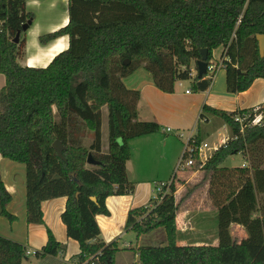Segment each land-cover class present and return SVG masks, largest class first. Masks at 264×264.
Segmentation results:
<instances>
[{"label": "trees", "instance_id": "trees-1", "mask_svg": "<svg viewBox=\"0 0 264 264\" xmlns=\"http://www.w3.org/2000/svg\"><path fill=\"white\" fill-rule=\"evenodd\" d=\"M28 1L43 0H0V75L5 79L0 89V156L25 166L28 224L43 223L42 202L64 197L61 221L79 249L71 260L115 264L120 250L116 242L99 239L95 217L108 215V197L134 190L125 172L129 141L160 130L157 123L138 119L139 92L127 89L123 79L142 68L164 94H172L183 81H192L194 92H204L213 76L198 80L191 65L201 59V50H207L210 62L213 51L221 48L227 93L247 91L255 80H264V56L256 39L264 36V0H67V25L40 36L39 43L67 37L68 47L45 68L22 67L25 40L13 43L22 26L32 24L34 17L25 9ZM257 114L264 118V104L234 112L205 105L191 137L199 145L202 124L213 119L230 134L201 167L197 164L216 210L218 244H176L177 211L202 182L176 203L173 180L160 203L151 201L127 214L125 229L137 238L163 229L167 239L163 247L136 249L137 264H264V121L251 126ZM56 141L64 147L65 161L53 149ZM89 155L95 165L87 164ZM234 155L242 156L245 167L224 166ZM10 202L0 176V217L12 223L16 218L7 211ZM232 224L243 228L245 239H232ZM65 249L47 231L46 244L35 257L39 264H63ZM25 253L21 244L0 236V264H22Z\"/></svg>", "mask_w": 264, "mask_h": 264}, {"label": "crops", "instance_id": "crops-1", "mask_svg": "<svg viewBox=\"0 0 264 264\" xmlns=\"http://www.w3.org/2000/svg\"><path fill=\"white\" fill-rule=\"evenodd\" d=\"M59 6L62 7L61 12H57V8ZM67 8V0L26 2V12L31 13L34 18L31 26L25 32V38H23L25 40L24 57L19 62L22 67L45 68L56 55L67 49V37L57 39L47 45H41L39 43L40 36L56 32L60 28L67 25ZM58 44H62L63 49L56 52L48 59V56ZM191 71L192 76L195 77L196 67H191ZM0 82L1 89L4 86L5 79L3 81V79L0 78ZM123 84L127 89L139 92L140 98L137 104L138 119L140 121H152L157 124L159 123L160 125H158L160 126V129H162V132H164V130L161 125H172L175 126L176 129H184L186 125V116L191 112L196 113L195 116H198L195 123L196 126L201 110L205 105L224 112H234L238 110L255 109L264 104L263 79L255 80L250 88L243 93L229 94L226 91V74L223 69H220L215 73L210 87L204 92L190 91L187 94L186 91L189 90H184L185 82L183 81L175 84L172 94H164L155 88L151 75L142 68L137 69L131 75L124 78ZM195 116L193 115V119ZM211 122L215 123L214 119L211 120ZM167 129L169 128H166V130ZM166 130L164 134L166 133ZM151 136L152 135L132 140H141L138 145V159H136V162H139L141 165L146 161L148 162V159L152 161L154 152L156 151L154 145L151 144L153 141L151 142L150 139H148ZM134 157L135 155L133 149L131 148V158L125 164L126 176L130 183H132L131 177L136 176L133 171L132 163V159ZM128 167L130 168L129 170H131V173H128ZM0 176L6 191L11 196V202L7 206V211L16 218L14 222L10 223L7 218L0 217V236L11 241H16V243L23 245L25 250L28 251V249H30L32 252L36 253L46 244L47 231H50L55 240L63 244L66 248L64 256L60 261L63 264H75L71 258L78 254V244L74 240L67 238L65 226L61 221V214L65 210L66 198L60 197L42 202L40 208L43 223L40 225L28 224L26 222L25 166L6 160L0 156ZM200 176V171L189 170L183 171L179 175H173L172 179L174 180V186H177L178 183L176 181L178 180L185 181L186 184H195L200 180ZM157 183L158 182L154 185ZM203 188L208 192L207 183L203 186ZM132 194L133 192L125 196L108 197L105 200V207L108 211L107 218L110 222V227L115 228L116 223H118L115 219L116 217H119L118 221L125 223L127 214L131 209L143 207L145 205L142 204L143 206H138V204L133 200ZM195 196L196 193L192 195L190 199L192 200ZM209 212L212 217L216 210L210 209ZM99 216L100 215L96 216L95 220L98 227L100 226L101 229V219L100 221L98 220ZM191 217L192 213L188 211L186 204L183 206L181 205L177 211L175 219L177 238L178 236H181L182 239L189 241L190 238L187 236L194 235L198 238L207 234L205 230L206 228L203 226L205 225L204 221L202 219L200 221H197V219L192 220ZM211 224L214 228V224ZM232 229L240 230L241 235L238 241L246 238V233L243 228L232 224L229 228L232 239H234L232 236ZM99 239H101L100 236ZM102 241L109 244L104 239ZM115 242L117 243V241ZM24 244L26 246H24ZM128 247L132 248L131 246ZM128 247H125L124 249H127ZM36 260L37 264H39V260L37 258Z\"/></svg>", "mask_w": 264, "mask_h": 264}, {"label": "rangeland", "instance_id": "rangeland-1", "mask_svg": "<svg viewBox=\"0 0 264 264\" xmlns=\"http://www.w3.org/2000/svg\"><path fill=\"white\" fill-rule=\"evenodd\" d=\"M62 7L59 6L57 8V12H61ZM66 26V25H65ZM20 38H25V32H23L20 35ZM19 38V40H20ZM222 53V49L219 48L212 53V62H218L220 60ZM24 57V48L22 50V56L19 59V62ZM191 67H195L194 63ZM0 78L3 79L4 77L0 76ZM184 90L187 89L189 91H192V81H184ZM4 83V82H3ZM1 84V82H0ZM1 86V85H0ZM193 115L195 116L196 113L191 112L188 113L186 116V125L184 129H176L175 126L172 125H161L164 132L166 128L170 129V133L162 132V129L156 134H152V136L148 139L153 143L156 153L154 152V156L152 161L148 159V162L146 161L144 164H140L139 162H136V159H138V145L139 141H129L128 145L130 149H133L135 157L132 159L133 163V171L135 173V177H131V182L134 183V191L132 194L133 200L139 205L145 204L144 206H148L151 201L155 198V192H154V184L156 182H169L173 175H179L183 171L177 170V166L181 160V157L183 155L186 141L187 139L192 136L195 133V123L198 116H195L193 119ZM150 122V121H147ZM152 122V121H151ZM159 124V123H158ZM160 125V124H159ZM195 126V127H194ZM102 152L107 151V142H108V132H107V113L106 110H102ZM181 134L182 138H180L178 135ZM200 135H201V143L207 145L206 149H202L199 157L194 158L195 163L194 166L185 170V171H200L197 169L196 162L204 161L208 157L211 156V154L220 147L230 136L228 129L225 126H220V123L216 121L215 123L210 122L209 124H202L200 129ZM187 159H190L188 156L184 159L186 161ZM193 159V160H194ZM244 159L241 155H234L232 157H229L225 163V167H240L242 164H244ZM128 173H131L130 168L128 167ZM201 172V171H200ZM200 180L195 184H186L185 181H176L178 184L175 186V193L174 198L175 202H180L181 199L187 195L189 191L193 189L194 186L198 185L203 180V174L201 172ZM207 183V182H206ZM205 182H202V185L195 191H191V195L184 199L180 206L186 204L188 211L192 213V220L200 221L201 219L204 221L203 225L206 229L207 234L203 237L196 238L194 235L187 236L190 238L189 241H186L182 239L181 236H178L176 239V244L179 246H187V245H208V246H216L218 244L217 240V226H216V212H214V215L212 217L210 216V209H214V207L211 204L208 196V192L203 188L204 185H206ZM202 190V191H201ZM206 191V193H205ZM196 193L195 198L190 199L192 195ZM190 199V200H189ZM189 200V201H188ZM187 201V202H186ZM154 202V201H153ZM210 205V206H209ZM143 206V205H142ZM143 206V207H144ZM194 212V213H193ZM198 216V217H197ZM116 217V216H115ZM197 217V218H196ZM114 218V216H113ZM101 219V229L100 230V238L105 240L108 243H112L117 241V247L120 250L119 253H117L115 257V264H137L138 258L136 255H134L137 248L141 247H158V246H166L167 245V239L166 235L163 229H157L147 235L140 236L137 238L136 234L129 229H125V223L122 221H118L119 217H116V223L115 228L110 227V222L107 218V216H99L98 220ZM180 222V221H179ZM214 224V228L212 227V224ZM181 224V222H180ZM118 225V226H117ZM110 227V228H109ZM204 229V228H203ZM241 235L240 230L232 229V236L234 239L238 240ZM106 238V239H105ZM16 242V241H14ZM75 245H77L75 242H73ZM23 246V245H22ZM24 246H26L24 244ZM131 246L132 251H126L124 250L125 247ZM25 248V247H24ZM27 248V247H26ZM26 252H29L30 256H27L25 253V256L23 258V264H37V260L35 258L34 252H32L30 249Z\"/></svg>", "mask_w": 264, "mask_h": 264}, {"label": "built area", "instance_id": "built-area-1", "mask_svg": "<svg viewBox=\"0 0 264 264\" xmlns=\"http://www.w3.org/2000/svg\"><path fill=\"white\" fill-rule=\"evenodd\" d=\"M220 69H222V59H220L218 62H208V66H207V78L208 77H211L215 75V73L217 71H219ZM213 79V78H212ZM190 91H186V93L188 94ZM236 121L239 122V124H241L243 122V120L241 119H236ZM264 121V118H263V115L262 114H257L255 115V117L253 118V120L251 121V126H259L263 123ZM166 132H170L169 129L166 130ZM180 138H182V135L179 134L178 135ZM191 137L190 136L187 141H186V145H185V149H184V152H183V155L185 154V157L182 159L181 157V160L177 166V170H182V171H185L186 169H189L191 167L194 166V163H195V157L198 158L199 157V154L201 152L202 149H206L207 148V145L206 144H203L202 146L199 144V145H195L194 144V141L191 140ZM186 156H188L190 159H187L186 161H184V159L186 158ZM209 158V157H208ZM207 158V159H208ZM194 159V160H193ZM205 159L204 161H197L196 164H200V167L204 164V162L207 160ZM242 167H245V165H242ZM173 179H171L169 182L167 183H164V182H160V183H157L156 185H154V192H155V198L153 199V201H155L156 203H160L161 202V199L162 197L168 193L169 191V187L172 183ZM29 252H26V255L29 256ZM35 254V253H34Z\"/></svg>", "mask_w": 264, "mask_h": 264}, {"label": "water", "instance_id": "water-1", "mask_svg": "<svg viewBox=\"0 0 264 264\" xmlns=\"http://www.w3.org/2000/svg\"><path fill=\"white\" fill-rule=\"evenodd\" d=\"M31 26V21L28 23L24 24L21 28V31H18L13 43L17 44L21 35V32H26L28 28ZM257 42H258V51L260 54V57L264 56V36H257L256 37ZM201 54V59L195 62V67H196V74H197V79L200 80L204 75L207 73V66H208V61H207V50L203 49L200 52ZM127 62V61H126ZM53 149L55 150L57 156L65 161V159L62 156V152L64 150V147L61 145L59 142H54L53 143ZM87 164L89 165H95V162L92 161L91 156L89 155L87 158ZM92 201H95L94 198H91Z\"/></svg>", "mask_w": 264, "mask_h": 264}, {"label": "bare ground", "instance_id": "bare-ground-1", "mask_svg": "<svg viewBox=\"0 0 264 264\" xmlns=\"http://www.w3.org/2000/svg\"><path fill=\"white\" fill-rule=\"evenodd\" d=\"M61 49H63V45H62V44H58L57 47H56L54 50H52V52H51L50 55L48 56V59H49L52 55H54L56 52L60 51Z\"/></svg>", "mask_w": 264, "mask_h": 264}]
</instances>
